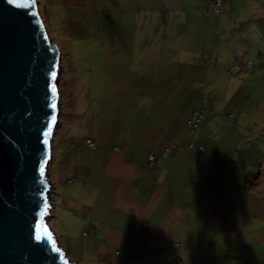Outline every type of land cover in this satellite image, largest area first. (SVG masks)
<instances>
[{"label":"crops","instance_id":"obj_1","mask_svg":"<svg viewBox=\"0 0 264 264\" xmlns=\"http://www.w3.org/2000/svg\"><path fill=\"white\" fill-rule=\"evenodd\" d=\"M222 1L109 2L127 15L126 52L67 76L52 137L49 221L69 262L264 264V0Z\"/></svg>","mask_w":264,"mask_h":264},{"label":"water","instance_id":"obj_2","mask_svg":"<svg viewBox=\"0 0 264 264\" xmlns=\"http://www.w3.org/2000/svg\"><path fill=\"white\" fill-rule=\"evenodd\" d=\"M60 67L37 1L0 0V264H75L44 223Z\"/></svg>","mask_w":264,"mask_h":264},{"label":"rangeland","instance_id":"obj_3","mask_svg":"<svg viewBox=\"0 0 264 264\" xmlns=\"http://www.w3.org/2000/svg\"><path fill=\"white\" fill-rule=\"evenodd\" d=\"M39 1L37 8L47 35L51 42L58 47L61 54V73L58 78V97L56 99L57 112L59 114L56 125H58L61 109L64 112L67 108L66 103H71L70 99L68 101L66 100V102L63 99L61 101V88L64 87L67 76L70 74L69 77H78L76 76L78 75V70L80 68L88 69L89 65H93V69L96 70V67L103 61L104 54L102 56V50H105L107 47L112 48L114 45L117 46L119 48L118 57L121 59L122 54L126 52V30L129 23L127 15L124 14L125 12L117 9L114 4L109 3L111 0H86L83 4H77L73 7L65 6L61 0ZM113 17L114 21L112 19ZM109 22L112 23L110 27L114 31L110 30V34H107L106 31L102 30L103 28H107ZM100 26L103 28L101 29ZM89 32L91 33L90 36L87 35ZM91 49L94 52H90ZM240 53V57H237V52H235L236 55L234 56L238 64L243 67L245 63L244 54L242 52ZM261 57L264 62V52H262ZM79 65L86 67L83 68ZM260 70L264 78V66H261ZM74 71L76 72L73 74L72 72ZM100 71L101 75L105 74L104 68H100ZM231 75L237 76L234 73ZM46 176L50 185V191H47L50 208L48 215L44 218V223L49 224L51 228L59 232V228L55 227L53 222L49 221L54 197L50 184L49 164L47 165ZM55 235L58 241L56 242V246L65 250L70 256H74L69 243L67 241L65 242V238H62L61 234L58 233Z\"/></svg>","mask_w":264,"mask_h":264},{"label":"built area","instance_id":"obj_4","mask_svg":"<svg viewBox=\"0 0 264 264\" xmlns=\"http://www.w3.org/2000/svg\"><path fill=\"white\" fill-rule=\"evenodd\" d=\"M223 6H224V3H223L222 0H213L211 7L213 8V10H215L217 12H220V11H222ZM235 52H237V55H238L237 57H240L241 56V53L239 52V50H234V53ZM241 69H242V65L238 64V62H237L236 65H233L231 67L230 72H232L234 74H237V73H240L241 72ZM203 110L204 109L201 106V107L195 108L192 111L191 116L186 121V125L188 126L189 129L193 130L203 120V115H204V111ZM224 117H227L228 118V117H231V116L230 115H225ZM86 142L91 147H94L95 146V142L93 140H91V139H88ZM190 147L191 148H194L198 152H203V150H204L203 149V146L200 143H198V144H190ZM153 160H154L153 155H149L148 156V164L149 165H153V163H154Z\"/></svg>","mask_w":264,"mask_h":264},{"label":"snow or ice","instance_id":"obj_5","mask_svg":"<svg viewBox=\"0 0 264 264\" xmlns=\"http://www.w3.org/2000/svg\"><path fill=\"white\" fill-rule=\"evenodd\" d=\"M8 2L9 3H12L13 2V0H8ZM53 76H55L56 75V73L55 72H53V74H52ZM52 92L53 93H55L56 92V88L55 87H53L52 88ZM53 107H56V105H55V103H53V105H52ZM53 120H55V117H53ZM37 239H39V237H37Z\"/></svg>","mask_w":264,"mask_h":264},{"label":"clouds","instance_id":"obj_6","mask_svg":"<svg viewBox=\"0 0 264 264\" xmlns=\"http://www.w3.org/2000/svg\"><path fill=\"white\" fill-rule=\"evenodd\" d=\"M48 227H50L49 224H48Z\"/></svg>","mask_w":264,"mask_h":264}]
</instances>
